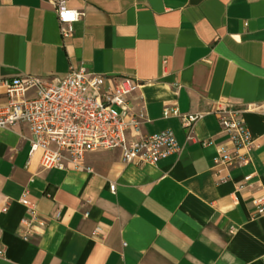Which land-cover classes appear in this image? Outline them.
Instances as JSON below:
<instances>
[{"label": "crops", "instance_id": "crops-1", "mask_svg": "<svg viewBox=\"0 0 264 264\" xmlns=\"http://www.w3.org/2000/svg\"><path fill=\"white\" fill-rule=\"evenodd\" d=\"M64 1L82 13L65 36L57 0H0V79L56 80L79 66L131 76L141 131L171 129L180 150L143 165L96 150L89 170L44 169L25 124L0 128V264H264V212L252 203L264 198V0ZM218 104L250 108L242 166L214 159L226 144L209 112ZM164 106L204 112L192 141ZM32 216L43 224L25 239L19 223Z\"/></svg>", "mask_w": 264, "mask_h": 264}, {"label": "built area", "instance_id": "built-area-1", "mask_svg": "<svg viewBox=\"0 0 264 264\" xmlns=\"http://www.w3.org/2000/svg\"><path fill=\"white\" fill-rule=\"evenodd\" d=\"M56 12L62 35L72 31L71 23L82 13L57 0ZM107 83V85L105 84ZM139 82L131 76L112 78L91 73L83 66L69 68L62 78L46 79L22 74L0 79V128L18 123L27 126L30 136L29 154L39 153L44 169H87L84 158L96 150H119L123 163L156 164L180 147L171 129L143 133L141 126L148 121L145 106L136 96ZM249 106L234 108L218 104L209 112L215 114L226 144L216 146L215 161L227 167L242 166L249 162L253 138L243 119ZM204 112H181L177 107L164 106L162 116H174L185 128L186 142L194 139V123ZM249 176L244 179L247 180ZM114 190V184H110ZM30 214L34 203L24 194L19 198ZM256 213L264 212V198L252 199ZM37 217L23 218L19 223L20 235L28 239L35 227L42 225Z\"/></svg>", "mask_w": 264, "mask_h": 264}]
</instances>
